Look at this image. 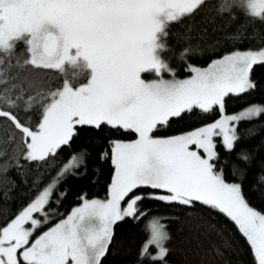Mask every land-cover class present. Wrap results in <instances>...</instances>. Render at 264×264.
Here are the masks:
<instances>
[{"label":"snow or ice","instance_id":"obj_1","mask_svg":"<svg viewBox=\"0 0 264 264\" xmlns=\"http://www.w3.org/2000/svg\"><path fill=\"white\" fill-rule=\"evenodd\" d=\"M235 7L264 19V0H230L220 5L221 9ZM202 8L203 0H0V49L11 53L15 39H21L29 54L24 63L61 73L66 66L87 69L85 82L73 83L65 77L55 87L51 76L47 83L28 80V88L22 82L9 85L11 78L4 77L0 116L6 118L11 133L6 142L14 141L11 152L0 148V156L6 157L0 162L5 172L14 164L25 175L23 161L51 168L62 147L70 148L77 137L81 142L55 174L0 224V264H105L115 225L125 220L139 222L160 203L175 205L170 212L179 215L156 214L146 221L148 238L135 264H141L144 257L170 264L165 246L169 233L162 218L182 219L203 235V239L196 238L193 250L204 258L195 264H215L208 257L223 256V249L237 256L247 251L251 264H264V208L248 199L256 194L264 205V189L257 191L264 183V162L246 192V168L233 161V178H226L223 164L217 166L216 147V137H220L225 150H233L241 135L239 121L264 114L262 102L226 110L228 94L239 95L256 87L251 70L255 63H264V35L258 37L260 46L233 47L214 55L206 66L186 61L191 74L177 76L170 59L162 55L161 50L170 46L161 36L168 35L170 22ZM190 28L175 34L187 40ZM241 37L242 33L233 34L232 40ZM193 50L192 45L184 46L178 56L186 58ZM146 70L157 75L145 79L142 73ZM165 71L171 75L164 76ZM76 75L73 71L72 76ZM37 106L39 119L33 123L27 113ZM195 109H215L219 115L170 135L154 134L162 124ZM105 128L132 131L135 138L122 139L110 132L109 139L104 136ZM255 130L252 125L245 131ZM93 151L97 162L110 157L104 196L81 192L78 203L33 239L36 229L51 220L47 206L59 205L68 193L67 187L55 191L60 182L69 175H86ZM236 156L238 161L251 163L247 148ZM97 162L92 164L93 172L99 171ZM40 181L37 175L34 184ZM217 211L233 223L235 231L218 222L219 216L213 215ZM151 245L155 252L148 251ZM116 251L111 249V254Z\"/></svg>","mask_w":264,"mask_h":264},{"label":"trees","instance_id":"obj_2","mask_svg":"<svg viewBox=\"0 0 264 264\" xmlns=\"http://www.w3.org/2000/svg\"><path fill=\"white\" fill-rule=\"evenodd\" d=\"M230 0H203L204 8L200 9L191 16H184L179 22H170V26L166 29L168 35L161 36V40L169 45V48L163 49L162 55L170 59L172 67L177 69L176 75L183 77L190 74L186 70V61L195 63L199 66H205L214 55L223 54L225 50H231L233 47H248L260 46L261 42L258 39L260 35H264V19L252 17L247 14L245 10L240 7L232 9H221V4H228ZM191 26L190 37L185 40L177 36L175 33L178 30L183 33L185 28ZM242 33V37L233 42V34ZM255 33V35H253ZM192 45L193 51L186 55V58H180L178 53L184 46ZM216 47V52L212 51L209 46ZM199 47V51L195 48ZM28 53L26 51V44L21 39H15L14 50L11 53L4 52L0 49V56H5L4 61H0V88L5 87L4 77L8 76V84L23 83L25 88L29 87L28 80H33L37 83L49 81V77H53L52 86H58L65 77L72 80L73 83L85 82L87 76V69L73 68L66 66L63 73L59 70L48 69L43 66H35L28 61ZM11 59V64L8 60ZM17 60L21 61L17 64ZM73 71L77 72L76 76H72ZM251 76L256 82V87L252 90L246 91L243 94L226 96V110L227 112L237 111L240 108L253 102L264 103V63L257 62L253 65ZM27 77V79H25ZM35 85H33V88ZM25 114L22 112L21 116ZM219 115L218 110H210L202 112L199 109L192 110L190 113L185 114L179 119H172L169 124H163L159 130H154L155 133L162 135H170L178 131L187 130L196 127L202 123L209 122ZM31 117L33 123L39 119V106L33 108L32 111L27 113ZM6 118L0 116V148H6L11 152V147L14 141H7L6 136L11 134L5 124ZM264 114L253 119H244L239 121L240 138L236 141L235 147L231 151H226L219 137L217 139V151L219 159L217 161L218 168L221 163L223 164V172L228 179H232V163L236 161L242 167L246 168L247 174L244 179V188L246 192H250V185L255 180L256 174L261 170V164L264 162V146H261V141L264 140ZM10 123V122H9ZM255 125L256 130L252 133H247L245 130ZM116 136L122 139H131L134 137L132 131L123 129H104V136L111 138ZM81 142V138L77 137L73 140L71 147H62L59 153L54 157L57 163L51 168H46L43 165L39 167L34 162L23 161L26 165L25 175H21L16 166L13 164L7 168L5 172L0 167V224H3L10 219L12 215L18 210L22 203L29 199V196L36 191L38 186L49 180L51 175H54L60 164L68 157L72 150H76ZM241 148H247L252 154L251 163H245L237 160V152ZM6 157L0 156V162ZM227 158V159H225ZM96 161L95 152L89 157L88 172L84 176H71L62 180L56 192L61 191L65 187L68 189L67 195L61 200L59 205L50 203L47 206L49 214L56 220L60 218V214H66L67 210L75 203H78V195L81 192H87L88 196L103 197L106 191V183L110 179L111 165L110 157L108 161H98V172H93L92 164ZM82 170V169H81ZM37 175L41 176L40 185H35L34 180ZM95 176L93 181L91 178ZM7 181V182H6ZM14 181L15 183H11ZM7 189V195H5ZM260 189H264V183L259 185ZM57 199L55 193L53 194V201ZM248 199L254 206L264 208L260 203L259 197L256 194H250ZM149 203V202H145ZM153 205L157 202H151ZM176 207L175 205H168L160 203L158 208L153 207V211L144 216L139 222L125 220L123 223L115 225V237L112 242L111 249H116L115 255L111 254L105 259V264H128L135 260L138 255L141 244L148 238V231L144 227L148 216L160 214L164 216L165 213L169 215H179V213H171L170 209ZM213 215L219 216V223L225 224L228 228L234 229L233 223L218 211ZM169 233V238L165 242V246L169 248L167 259L170 264H195L197 260L204 257L198 256L193 250L196 238L203 239V235L195 230H191L189 225L183 222L182 219H169L162 218L161 220ZM217 222V221H214ZM143 229V230H142ZM237 236L239 233L237 232ZM243 240V238H241ZM247 248V245H245ZM155 246L151 245L148 249L149 252H154ZM223 256L210 255L208 259L215 261V264H251V256L245 251L241 256H237L229 249H223ZM141 264H161L159 260L151 261L148 257L141 258Z\"/></svg>","mask_w":264,"mask_h":264},{"label":"rangeland","instance_id":"obj_3","mask_svg":"<svg viewBox=\"0 0 264 264\" xmlns=\"http://www.w3.org/2000/svg\"><path fill=\"white\" fill-rule=\"evenodd\" d=\"M205 66H206V65H205ZM190 74H191V72H190ZM190 74H188V75H190ZM142 75H143V77H144L145 79H152V78H154L157 74H155V73H153V72H151V71L146 70V71H144V72L142 73ZM163 75H164V76H169V75H171V74L168 73L167 71H165V72H163ZM162 125H163V124H162ZM162 125H161V126H162ZM154 134H155V135H162V134H158V133H155V132H154ZM133 138H135V137H133ZM133 138H131V139H133ZM219 139H220V137H219ZM201 151H202V150H201ZM48 214H49V211H48ZM49 216L51 217L50 214H49ZM152 216H153V215H152ZM150 217H151V215L147 217V220H148ZM40 218L42 219V217H40ZM58 219H59V218H58ZM56 220H57V219H56ZM56 220H54V219L51 217V220H50L48 223H45V224H43L42 227H38V228L36 229V231H35L34 235L32 236V238L34 239L36 234H39L40 231H43L46 227L50 226L51 223H55ZM161 222H162V221H161ZM162 223H163V222H162ZM29 226H30V225H29ZM154 246H155V245H154ZM155 251H156V247H155L154 252H155Z\"/></svg>","mask_w":264,"mask_h":264}]
</instances>
